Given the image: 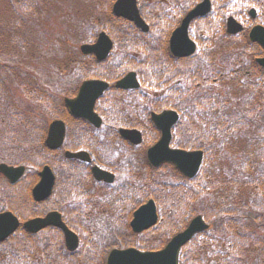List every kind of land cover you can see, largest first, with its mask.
I'll use <instances>...</instances> for the list:
<instances>
[{
    "label": "rangeland",
    "instance_id": "374dc122",
    "mask_svg": "<svg viewBox=\"0 0 264 264\" xmlns=\"http://www.w3.org/2000/svg\"><path fill=\"white\" fill-rule=\"evenodd\" d=\"M150 1V5L153 7L152 14L156 17L154 23L152 22L153 33L151 35L153 39L165 30L169 20L175 21L185 13L184 11L188 7L185 0ZM219 1L221 6L226 4V13L224 18L216 16V19L214 14L212 21L216 25L215 28L207 32L203 30L204 27L201 28V24H198L194 26L195 30L192 28L190 32L192 39L197 41V50L186 71L197 68L200 70L202 78L205 77L207 80L203 81L202 79L200 82H194V85L186 87L189 90L188 94L183 96L186 100L181 108L184 109V116L188 118L189 124H187L185 132H180L179 138L181 142H192L200 135L206 142L208 136L213 139L218 137L213 142L209 141L213 143L214 147L208 151L210 159L204 172L207 174L206 177L202 181L193 182L192 187L187 189L190 196L205 187L204 193L201 195L199 192L200 195L195 200L198 209L205 206L216 211L226 206V201L221 202L217 198L218 191L221 193L220 197L226 195L240 207L249 205L250 209L257 210L262 209V196L254 192L252 188L246 189L249 176L245 173L246 168H241V164L245 161L243 159L248 153L252 156L253 153H256L257 158L263 157L261 154L263 150L259 146H261L260 143H263L262 139L264 138V79L257 74L258 71L253 63V57L262 55V52L257 47L247 46L246 34L236 38L230 37L226 35L224 28L225 19L232 10L231 5L227 7V4L238 2L243 13L253 5L252 0ZM254 1L260 4L259 2L262 0ZM112 2L113 0H0V64L9 65L8 69L12 71L8 78L5 77L8 93L6 90V92H0V128H6L13 121V126H16L18 130L29 131V124L35 121L24 116L18 120L10 119L9 114L13 115L12 112L16 111L13 103H10L16 98L21 105L28 106L31 115L36 113L40 117L41 114L42 118H39L35 123H39L37 129L46 131L50 121L55 118L54 111L49 107L58 105L59 108L60 101L64 97H69L82 80L90 78V74L96 68L100 70L97 65L93 67L90 58L83 57L79 52L80 44L90 41L94 30L99 31L105 27L109 29L111 26L115 32L119 33L117 35L119 45L114 51L111 61L114 64L122 61L128 52L122 45L125 33L121 25L112 21L110 14ZM24 4L28 9L23 8ZM238 19L241 18L238 17ZM245 23L246 26L251 24L248 18H245ZM217 26L218 29H216ZM135 39L132 51L129 52L140 54L138 46L142 41H147V36L139 35ZM112 68L114 65H109L108 68L105 67V70L109 72ZM238 68L239 70H237ZM255 80H257L256 83ZM184 86L183 84L177 85L180 90ZM51 93L54 104H51L49 100ZM155 93V90L146 87L140 91V98L122 94V98H120L122 105L109 111L113 121L109 120L106 123L108 125L120 121L112 125L113 129L117 128L116 124L132 125L139 128L140 120V131L147 138L143 145L132 149L126 148L127 146L125 147V144L119 141L115 132L106 134V137L98 141L100 146L97 150L113 163L124 161V165L132 170L134 160L140 159V165L137 164L134 168L137 174L135 175L134 172L128 174L131 182L137 183L140 195L144 194L146 190H151L150 179L153 177H155V181L167 183L179 180L172 173L164 174L165 171L154 174V171L148 167L144 160L146 149L152 143L150 140L155 137L144 110L148 98H152L151 96ZM4 95L7 97L4 98ZM37 96L42 101L38 102ZM199 102L201 104H198ZM221 102L222 107L219 109ZM124 104L128 105L127 109L123 108ZM214 104L218 108L213 107ZM248 113L252 114L251 117ZM196 124H202L203 129L196 132ZM215 125L219 127L216 129V134L211 132ZM104 128L106 129L102 131L107 133L109 129ZM29 134L33 141L39 139L40 135L44 136V133L36 131L26 133V135ZM11 141L15 143L12 148L18 147L15 139ZM37 146L39 144L36 141L35 147L32 146V148L35 150L38 148ZM0 151L5 150L0 149ZM18 151L20 148H17ZM12 161H18L17 157L16 159L11 158V154L7 152L0 155V163H12ZM261 173H264V164ZM250 178L254 177L250 176ZM83 184L85 192L91 195L89 201L94 208L92 209L93 214L86 217L87 224H81L79 230L85 240L89 236L94 241H98L99 236L113 224L114 216H109V213L113 215L115 210H119L123 204L117 202L110 209L111 206L106 207V204L99 203V198L104 195L105 191L102 192L99 188L94 189L93 185L88 182ZM239 186H241V190L237 189ZM193 190L194 192H192ZM121 199L127 200L125 197H121ZM169 207L164 203L158 206L163 223L171 218L167 212ZM240 228L241 232L249 236L253 234L254 230L247 224H240ZM154 237L156 238V236ZM228 238V231L217 227L196 241H206V248L214 251L217 246L223 247ZM43 241L45 240L43 239ZM240 245H245L247 249L252 250V243H240ZM5 248L7 249L5 255H10V257L0 256V264H17L16 262L11 263V256L18 264H42L43 262L41 249L32 253L24 252V248L18 246L8 247L6 245ZM187 251L184 250L185 254ZM204 251L206 250L204 249ZM216 253L219 251L216 250L214 254ZM246 261H248L247 264H252V258L247 254H245L243 263ZM255 262L261 263V259L256 258Z\"/></svg>",
    "mask_w": 264,
    "mask_h": 264
},
{
    "label": "trees",
    "instance_id": "16d2710c",
    "mask_svg": "<svg viewBox=\"0 0 264 264\" xmlns=\"http://www.w3.org/2000/svg\"><path fill=\"white\" fill-rule=\"evenodd\" d=\"M25 5L26 4L23 5L24 9L27 8V6ZM148 52L149 53L147 55L146 62L144 63V67L140 68V74H144L145 78H147L148 83H150V86L152 84L155 85L152 86L154 89H165L167 87V92H169L167 96H163V98H161L160 104H157L154 107H173L179 109L183 113L181 122L177 124L174 130V145L178 148L201 149L208 152L210 148L214 147L213 143L209 141L212 140L213 142L218 136H216L214 139L211 136H208L206 137V142L203 141V136L200 135L195 139V141L192 142H181V139L179 138L180 132L182 133L187 130L185 120L186 118L184 117V109L181 108L184 101L186 100L185 98H183V96H186L187 90L185 86L182 90H180L177 85H179L182 78L184 77H187V80L184 81L187 86L194 85V82L197 81L200 82V80L202 79L200 70H198L197 68L190 71L181 69L188 67V64L182 61H173V59H170L169 61L164 62L167 59V51L164 50L163 54H161L159 57H156V48H154V46H152L151 49L148 50ZM8 67L9 65L0 64V92L7 91L8 93L9 91L7 88L8 84L5 80V77L8 78V76H10V72L12 71H9ZM177 67L180 68L177 69ZM98 76L103 75L98 74ZM145 78H143L142 80L144 81V84H147L145 82ZM52 96L53 94H50L49 100L51 101V104H54V99ZM3 97L6 98L7 96L4 95ZM36 98L38 102L42 101L39 100L38 96ZM12 103L15 106L16 111L12 112L14 113L13 115H11V113L9 114L11 120H18L22 116H24L36 121L37 118L39 119L42 117L41 114L39 117V115L36 113H34V115H31V113H29V111L31 110L28 108V106L21 105V103L16 98H14V100H12L10 104ZM198 104L201 103L199 102ZM49 108L54 111L55 117L63 118L66 115L62 106L58 108V105H53ZM99 112H101L104 116L106 115L107 118L108 111L104 106H101L99 108ZM31 119L27 120L30 121ZM35 121L32 123L29 122V131H37V123H35ZM74 121L76 122V126L73 127V129L71 127L69 128L66 146L69 148H84L87 150H91L92 145L90 144V142L85 141L84 139V135L88 133L89 129L91 128H89L82 121ZM217 128L219 127L215 125L211 132H214L216 134ZM202 129V124L197 125L196 132H199ZM29 131L18 130L16 126H13V121L8 124L6 128H0V149L8 152L12 148V146L15 145V143L11 140L15 139L18 145L17 148H21L22 150L18 151V154L16 155L15 153H12L11 156L14 157V159H16L17 157L18 164H30V162H33L31 165L32 172L28 173L24 177L23 181L14 186H10L5 180L0 178V204L2 206L4 205L9 210H12L20 217L39 216L52 209L61 211L62 204L60 203V199L61 201H63L66 194L70 197L69 199H71V197H73V195L77 193L78 190V180L73 170L71 169L76 167V164L72 161L64 160L61 155H55V153L47 151L42 145V137L33 141V138H30V135H26V133H28ZM78 132L81 133V136H78ZM36 141L39 146H37L38 148L34 150L32 146L35 147ZM12 149H14V147ZM91 151L95 152L93 150ZM1 153H3V151H0V154ZM34 158H38L37 162L34 161ZM31 159H33V161H31ZM64 162L67 163L68 168L64 167ZM43 164H49L51 167L56 169V183L52 196L45 202L36 204L32 201L29 190L30 187L37 181V167ZM204 170L206 171V168H204ZM161 171H165L164 174L172 173L179 180L174 183H167L164 181H155V177H153L150 183L151 190L144 191V194L140 195L139 198L132 202L131 208L132 210L135 209L136 206L142 204L147 199H153L158 204V206L160 204L162 205L163 203L167 206H170V209H168L169 211L167 212L169 213L171 218L167 220V223H165V225L169 228L168 234L162 233L165 231V226L160 225L148 232H145L144 234L140 235V237H135L130 233H125V225L116 224L115 226L107 229L101 236H99L98 241H94L91 238L84 240L81 244V247L73 254L67 253L62 242L60 241V243H58L57 249H59L60 260L63 262V264H77L74 260H72V262L69 261V257H76L77 255H80L79 264H103L106 253L112 248L136 247L140 250H157L165 244L169 234L182 229L187 223L188 219L192 216L193 210H195L194 203L196 197L200 195L199 192L201 193V195L204 193L205 187L200 188L199 192H194V190H196L194 189L192 192L197 194L196 196L195 194L191 195V197L188 194L187 188L192 187V183L196 182L197 180L202 181L207 174H205L204 171L200 173L194 180H186L176 174L172 168L168 167L160 168L157 171L155 170L154 174H157V172ZM71 193L73 195H71ZM171 202H173L172 205H170ZM206 209L209 213V216H205V218L210 219L213 229H217L218 222L222 221L225 223L227 221L228 223L231 217H233V209L226 206L219 208L216 211L214 209H209L208 207H206ZM115 218L118 220L121 219L120 216H116ZM68 224L71 228H76V226L71 224L70 222H68ZM237 225L238 223L236 221L230 224V231L232 233H235V231L240 227ZM118 227L122 229L123 234L115 230ZM206 234L207 233H203L202 235L205 236ZM49 236L50 234L48 236L45 235L40 238L39 236H30L25 232H19L18 234H16V236L0 243V256H9L7 254L5 255V253H7V249L5 248V246L8 245V247H11V243L15 240L17 241V243H20V246L22 245L21 247L24 248L25 251L36 253V250L41 249L40 252L42 254L46 253L49 249H53V245H55L51 244L50 241H52V239ZM154 236H156V238ZM244 237L245 235L243 234V232H241V237L232 236L230 239H228L226 242L227 245H225L224 248L221 246H217L215 250H227V253H225L224 255L219 253L215 255L212 250L206 248V241L197 242L196 240H194L186 248V250H188L186 254L185 252L183 253L181 264H238L239 262H241L242 256H240V252H238L240 248L238 247L237 243H240L241 241L243 242ZM43 239L45 241H43ZM23 243H25L26 245H23ZM191 249H195L198 251L189 252ZM204 249L206 251H204Z\"/></svg>",
    "mask_w": 264,
    "mask_h": 264
},
{
    "label": "water",
    "instance_id": "95a60500",
    "mask_svg": "<svg viewBox=\"0 0 264 264\" xmlns=\"http://www.w3.org/2000/svg\"><path fill=\"white\" fill-rule=\"evenodd\" d=\"M209 10L207 0L196 6L190 11L170 38V50L177 57L191 55L194 52L195 46L188 39L187 28L189 22L197 17L204 15ZM113 13L116 16L126 18L139 27L142 31L148 28L141 20L136 8L135 0H117L113 7ZM227 31L236 33L240 30V26L232 20L228 21ZM254 32V31H253ZM252 32V33H253ZM258 42L264 47V30L259 31ZM252 33L250 35L251 39ZM111 48V42L103 33L99 35L97 42L94 45H82L80 51L83 54H94L98 60H103L107 57ZM264 66V59L258 60ZM108 85L103 81H86L79 88V92L74 99H65L64 104L74 117L82 118L96 127H99L101 120L93 111L96 99L102 95ZM117 88L130 89L138 87L134 73H129L122 80L116 83ZM152 122L161 132L160 139L147 150V160L154 166L158 167L163 163L172 164L185 177H193L202 162V153L199 151L187 152L184 150H174L169 148L171 139L170 128L177 120L175 112L165 111L160 115L152 114ZM64 124L61 121H53L48 128L45 145L49 149H57L61 146L64 138ZM121 137L130 141L133 144L141 142V134L135 130H120ZM65 156L68 158H76L88 161V154L85 152L69 153ZM23 167H11L0 164V173L3 174L11 183L16 182L23 174ZM93 175L97 180L106 182L112 181V175L93 168ZM40 181L33 188L32 195L36 201H42L47 198L51 192L54 183V176L48 166L43 167L39 173ZM156 208L153 201L142 205L133 214V219L130 222L132 230L136 233L142 232L156 222ZM19 226L17 218L10 212L0 213V241L11 235ZM53 226L60 229L64 235L65 245L69 251H74L78 246L77 236L71 232L63 223L60 214L51 212L44 218L31 219L23 224V228L29 233H36L41 229ZM207 229L201 217L194 218L190 225L181 233L174 236L168 244L159 251L154 252H138L135 249L117 250L109 252L106 258V264H178L179 251L194 234Z\"/></svg>",
    "mask_w": 264,
    "mask_h": 264
},
{
    "label": "flooded vegetation",
    "instance_id": "af4514ba",
    "mask_svg": "<svg viewBox=\"0 0 264 264\" xmlns=\"http://www.w3.org/2000/svg\"><path fill=\"white\" fill-rule=\"evenodd\" d=\"M191 1V5H192V0ZM201 0H198L192 7H194L196 4H198ZM137 2H139V11H140V0H137ZM237 2V1H236ZM210 3L212 4V9H213V5H214V0H211ZM260 4L256 3L254 0L252 2L253 4V7L255 8H250L248 11H244L243 14L247 15V18L248 20L250 21V25H247V26H244V28L248 29L249 32L254 29V32L252 33V37L254 38V40L256 41H250L247 39L248 41V46H254V47H257L259 49V51L262 52V55H258V56H255L253 57V63L255 64V68L256 70L258 71L257 74H259L263 79H264V66H262L258 60H262L264 59V47L261 46L259 43H257V39L260 35V32L259 28H264V0H262L261 2H259ZM147 7H149L150 5L147 3L146 4ZM192 7H190L189 9H191ZM259 7V8H258ZM238 8V7H237ZM188 11V10H187ZM152 12H153V8H152ZM223 12H224V9H218L217 11V17L220 18L222 15H223ZM144 15L145 16H148V18L146 19L147 20V24L153 28V24L152 22L156 19L155 15L152 14L150 11L148 12V10L145 8V10L143 11ZM186 13V12H185ZM184 13V14H185ZM181 17L179 16L178 18L174 20H169L168 21V24L167 26L165 27V30L162 31V33L160 34V36L163 38V39H160L159 40V46H160V50L162 51H168V44L170 45V38H171V34L172 32L179 26V24L181 23ZM215 14L214 10H212L211 14L208 16L209 17V20L210 18H212V16ZM241 15V11L239 12H235L234 13V18L237 17V16H240ZM207 17V16H206ZM154 23V22H153ZM157 23V22H156ZM118 24V22H117ZM148 26V30L146 31L147 32V35H148V38H147V41H142L141 44H139L138 46V50L140 51V54H139V57L142 59L140 60L139 59V63L141 65H144V59H145V50H147L149 46V44L151 43V39L153 40L151 34H150V27ZM130 27H132L133 29L135 30H140V29H137L133 24H130ZM115 29H113V27L109 26V30H108V36L113 40V35L112 33L114 32ZM238 36H241V35H237ZM96 39V38H95ZM113 51L111 52V55L110 57H112L113 55ZM160 55V54H159ZM132 59H134V57H132ZM170 59H173V61H177V58L171 53V51H168L167 52V59L164 61H169ZM128 58L127 56H125L122 61L120 62V64L114 66V68H112V72L109 74L110 76H107L106 80L108 82L111 83V86L109 85V88L107 89L106 93L104 96H102L100 98V100L96 103L95 105V110L99 109L100 106H103L104 103L102 102L105 98H108L109 96H113V95H117V96H120L122 95V93H138V96H140V86H141V83H140V78L138 77V83H139V87L137 88V90H133V89H116L114 87V84L121 80L127 73H123V71L119 70L121 69V65L125 63V61H127ZM112 65V64H110ZM129 73V72H128ZM247 75V73H246ZM258 75V76H259ZM260 80V79H259ZM214 81H216V79H214ZM257 82V80H255V83ZM167 89V87H166ZM104 98V99H103ZM112 98L110 99H106V101H111ZM153 104L157 105V104H160L159 103V98H156V100L153 101ZM154 105V106H155ZM155 112H161L163 110H170L169 107L167 108H164V107H160V106H157V107H153ZM264 140V138H263ZM263 157H264V146H263ZM94 160V161H92ZM92 163L90 164V168H92V166H97L99 167L100 169L104 170V171H107L108 173H111L112 175H117V173H115L114 171V168H112V164H110L109 162H106L104 160H102L101 158H96V159H92ZM115 181L116 179L112 182V183H105L103 181H100V182H96L101 188H111L113 187V185H115ZM80 193H85L84 191H79ZM120 193H122V191H119L117 194L118 196L120 195ZM106 195V194H105ZM137 195V194H136ZM127 203V202H125ZM126 205V204H125ZM125 205L123 207H125Z\"/></svg>",
    "mask_w": 264,
    "mask_h": 264
}]
</instances>
